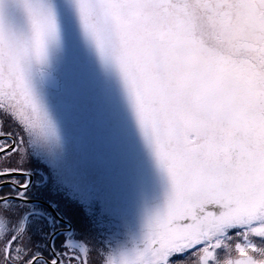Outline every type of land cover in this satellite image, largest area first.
<instances>
[{"label": "snow or ice", "instance_id": "snow-or-ice-1", "mask_svg": "<svg viewBox=\"0 0 264 264\" xmlns=\"http://www.w3.org/2000/svg\"><path fill=\"white\" fill-rule=\"evenodd\" d=\"M65 14L164 181L138 242L101 264H172L189 252L198 264H264V243L252 239L264 242V0H0V108L16 124L0 128L9 160L67 148L54 104ZM28 183L23 168L0 169L17 199ZM11 199L0 194L9 225L0 264H40L12 247L23 225L11 228ZM69 252L47 264H88L87 249Z\"/></svg>", "mask_w": 264, "mask_h": 264}, {"label": "rangeland", "instance_id": "rangeland-1", "mask_svg": "<svg viewBox=\"0 0 264 264\" xmlns=\"http://www.w3.org/2000/svg\"><path fill=\"white\" fill-rule=\"evenodd\" d=\"M64 23L66 53L54 104L67 148L63 152L30 149L23 162L1 155L0 169L21 167L34 172L35 191L48 197L70 221L72 229L55 241L60 247L58 254L71 251L69 255H79L77 249L83 247L89 251L88 264H101L108 254L115 255L138 242L145 211L163 199L164 181L146 160L114 90L104 84L66 14ZM8 112L0 108V124L15 131L14 118ZM11 204L16 202H10L6 213L11 228L23 225L13 249L20 246L43 256L39 250L45 249L53 229L60 227L59 220L24 219L33 208L21 204L24 211L18 215L12 213ZM252 239L258 245L264 243ZM172 264H198V256L177 254Z\"/></svg>", "mask_w": 264, "mask_h": 264}, {"label": "flooded vegetation", "instance_id": "flooded-vegetation-1", "mask_svg": "<svg viewBox=\"0 0 264 264\" xmlns=\"http://www.w3.org/2000/svg\"><path fill=\"white\" fill-rule=\"evenodd\" d=\"M0 127H1V125H0ZM2 130L6 132V130H4V129H2ZM26 173L31 174L32 178H31V181L28 183L27 187L23 190V191H25V194H21L20 197H22V198H24L26 200H38L40 202H37V201L31 202V201H26V200L11 199L10 202L11 201H16V204H14V205L11 204V207H13L15 209L14 211H12V213H16V214L20 215L24 211V207H19V205H21V204H27L28 207L33 208V210H30L29 212H26L25 213L27 218H29L31 216H35V217H41V218H44V219L52 218V219H56L57 220L56 215L53 213V211L51 210V208L49 206H47V205H50L52 208H54V210L62 218H64L65 220H67L65 218V216L63 215V212H61L58 209V207L48 197H46L43 193L39 194V193H37V191H35V189H37V187H35V184L37 182L36 174L34 172H31V171H26ZM19 178L21 180H23V177L22 176H20ZM5 179H7V177ZM18 190L19 189H17V191ZM0 194H4V195H15V192L12 191L9 186H4V187H0ZM7 213H9V209L7 210ZM68 222L70 223V221H68ZM59 223H60V227H58L57 229H61V228L66 227V224H64V223H62L60 221H59ZM57 229H55V230L53 229V232L56 231ZM71 229H72V224L70 223V229L67 230V232L70 231ZM65 232L66 231L59 232L57 235L63 234Z\"/></svg>", "mask_w": 264, "mask_h": 264}, {"label": "water", "instance_id": "water-1", "mask_svg": "<svg viewBox=\"0 0 264 264\" xmlns=\"http://www.w3.org/2000/svg\"><path fill=\"white\" fill-rule=\"evenodd\" d=\"M59 80H60V79H59ZM59 88H60V87H59ZM59 88H58V89H59ZM26 175H27V177H28V181L30 182V181H31V178H32L31 174L26 173ZM8 196H10L12 199H17V198L15 197V195H8ZM19 200H26V199L20 197ZM26 201H31V202L37 201V202H40V201H38V200H26ZM47 206H49V207L51 208V210L53 211V213L56 215L57 219H58L60 222L66 224V227L61 228V229H57L56 231H54V232L49 236V239H48V245H49V248H50V250H51V253H52L53 255H56V253H55V251H54V248H53V246H52L53 239H54V237H55L59 232H63V231H67V230H69V229H70V223H69L67 220H65L64 218H62V217H61V216H60V215L54 210V208H52L50 205H47ZM38 257H39V260L42 259V260H44V261L47 262V259H46L45 257L40 256V255H38Z\"/></svg>", "mask_w": 264, "mask_h": 264}, {"label": "trees", "instance_id": "trees-1", "mask_svg": "<svg viewBox=\"0 0 264 264\" xmlns=\"http://www.w3.org/2000/svg\"><path fill=\"white\" fill-rule=\"evenodd\" d=\"M1 125V124H0ZM0 128H2V129H4V130H6L7 131V128L6 127H3L2 125H1V127ZM6 128V129H5ZM1 156V155H0ZM19 178V177H18ZM20 179V178H19ZM11 202H16V201H11ZM24 219H27V217H26V214H24ZM44 234H47L48 235V231H46V232H44ZM64 234V233H63ZM60 235H62V234H59V235H57L55 238H54V240H53V248H54V251H55V253H56V255H59L57 252H59V250H60V247L57 245V244H55V241H56V239H58L59 238V236ZM60 240V243H59V245L61 244V241H62V239H59ZM48 241V240H47ZM44 248V247H43ZM43 248H41L40 250H39V254H42L45 258H50L51 256H53V254L51 253V250H50V248H49V245H48V242H46V245H45V249H43ZM75 249H77V248H75ZM77 250H80V249H77ZM40 261V264H47L44 260H39Z\"/></svg>", "mask_w": 264, "mask_h": 264}, {"label": "clouds", "instance_id": "clouds-1", "mask_svg": "<svg viewBox=\"0 0 264 264\" xmlns=\"http://www.w3.org/2000/svg\"><path fill=\"white\" fill-rule=\"evenodd\" d=\"M9 231V225L7 217L0 215V239L4 238Z\"/></svg>", "mask_w": 264, "mask_h": 264}]
</instances>
